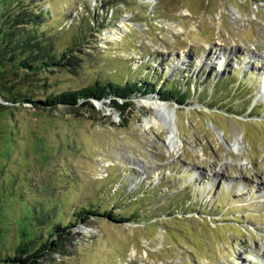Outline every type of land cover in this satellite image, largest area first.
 <instances>
[{"label": "rangeland", "instance_id": "1", "mask_svg": "<svg viewBox=\"0 0 264 264\" xmlns=\"http://www.w3.org/2000/svg\"><path fill=\"white\" fill-rule=\"evenodd\" d=\"M49 46L67 59L38 66ZM0 59L34 72L38 102L96 82L155 90L124 113L111 97L0 95V264L59 225L64 250L36 264H264V0H0ZM144 101L175 112L177 153Z\"/></svg>", "mask_w": 264, "mask_h": 264}, {"label": "trees", "instance_id": "2", "mask_svg": "<svg viewBox=\"0 0 264 264\" xmlns=\"http://www.w3.org/2000/svg\"><path fill=\"white\" fill-rule=\"evenodd\" d=\"M18 22V21H17ZM6 32L3 33V37H6ZM5 39V38H4ZM49 50H46L44 55H42V61H45V64L41 63L38 66L46 65H61L64 60H66V54H62L61 56H58L56 54L52 53V48ZM1 60V59H0ZM35 62L37 59L34 60ZM48 61V62H47ZM47 62V63H46ZM28 61L21 62L19 65L27 67ZM42 64V65H41ZM34 72H27L24 73V75L20 76L17 74V71H12L11 68H9V65H7L4 61H0V95L3 99V102L5 103H11V104H22V103H32L36 107L41 104L44 107L52 106L57 107L61 104H64L66 106H75L81 102H86L87 104H90V100L95 99L102 101L108 97H111L113 99L112 106L114 109H117L120 113H124L125 109H127L130 106V99L132 96L135 95H146L148 93L154 92V88H148L147 86H142V84L139 82H125L124 85L118 84V82L110 81L107 84H102L100 82H96L94 85L83 88L81 90L77 91H67L60 93L59 95L47 97L44 101H36L34 98V92L35 84L32 82L29 76L33 74ZM163 100L169 101L172 99V101H175L179 105H185L188 100V95L186 92L176 89V88H169L165 92L162 93ZM7 108L6 105H3L0 102V110L4 111ZM91 214H97V210L94 208L91 211H81L80 213L75 214V218H77L80 221H84L85 219L82 217L83 215H86L88 213ZM106 218H109L110 220L114 222H130L134 218H136V214L132 215L130 220L126 219L124 217H117L118 215L114 212H105L104 213ZM70 229V227H61V225L56 226L53 228V233L58 237L57 240L49 242L48 244L42 245L40 249H38L35 253L28 255L27 257L23 258L21 255H17L14 258L8 259L7 262H10L12 264L15 263H22V264H36L37 259L44 255V252L47 250H51L52 247H55L57 250H64L65 244L63 243L65 240L64 234L66 231ZM68 234V233H66ZM60 239V240H59ZM22 253H24L22 251ZM21 253V254H22Z\"/></svg>", "mask_w": 264, "mask_h": 264}, {"label": "bare ground", "instance_id": "3", "mask_svg": "<svg viewBox=\"0 0 264 264\" xmlns=\"http://www.w3.org/2000/svg\"><path fill=\"white\" fill-rule=\"evenodd\" d=\"M143 105H149L152 107L151 109H153L157 115V117H155L153 120V126H158L160 123H163V125L166 127L168 134L166 140L168 152L177 153L181 148L182 142L179 135V128L177 125L175 112L173 110L171 111L168 106L166 107L163 104H148L144 101Z\"/></svg>", "mask_w": 264, "mask_h": 264}]
</instances>
